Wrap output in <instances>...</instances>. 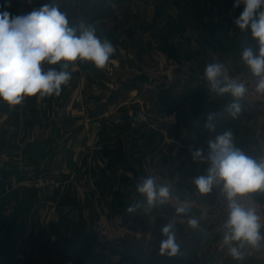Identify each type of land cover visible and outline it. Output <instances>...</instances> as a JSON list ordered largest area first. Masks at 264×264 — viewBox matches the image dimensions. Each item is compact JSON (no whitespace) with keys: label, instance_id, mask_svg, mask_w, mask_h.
<instances>
[{"label":"crops","instance_id":"1","mask_svg":"<svg viewBox=\"0 0 264 264\" xmlns=\"http://www.w3.org/2000/svg\"><path fill=\"white\" fill-rule=\"evenodd\" d=\"M239 16L234 15L233 20L225 16L224 22L221 19L219 24H208L210 30L206 29L205 34L195 38L197 43L205 45L206 50L203 51L206 55L198 60L200 65L224 61L235 69L245 68L251 73L241 58L242 53L251 48L258 55L259 44L252 37L250 28L241 31L234 24ZM68 69L62 71L71 73L74 70L72 67ZM182 71L183 78L173 85L177 102L189 88L201 87L204 97L208 96L211 88L205 70L196 72L192 66ZM64 88L63 85L62 90ZM52 97L50 101L49 96L37 94L38 111L32 124L27 122L30 113L24 100L10 106L0 99V151L7 152L13 159L11 164L0 167V264H126L123 261L125 256L140 253L150 256L154 249L152 236L140 232L135 222L141 213L148 212L150 205L146 196L137 191L134 165L118 159L121 155L118 151L123 152L122 140H112L108 136L101 139V133L88 132L87 119L69 115L67 104L58 101L55 94ZM219 97L217 94L213 96L215 99L202 102L198 115L190 114V128L181 122L177 129H173L175 120L171 131L164 133L157 148L158 171H173V180H169L167 186L171 194L169 200L200 205L204 208L202 216H205V205L197 197L179 196L190 186L184 184L186 180H193L194 171L201 168L206 171L209 167L205 159L202 162L199 159L197 163L192 151L203 149L207 155L208 141L230 131L236 148L257 160L264 157V132L259 137L264 122V105L250 109L241 107L238 116L233 118L227 111L233 102L225 99V115L224 111L220 116L214 115L215 127L209 130L205 127L209 116L206 113L212 112ZM192 102L195 101L191 100L190 105ZM255 119L258 123L256 129L251 127ZM182 132H188L191 140L181 143ZM169 141L175 145L166 149L165 144ZM182 148L188 152L184 158ZM145 153L151 155L150 150ZM255 196L264 203V190L256 191ZM130 206H136L137 214L127 211ZM99 213H105L114 222L123 221L143 241L139 245L131 242L97 245L93 219ZM188 215L190 217L177 218L183 227L186 219L197 220ZM260 232L264 235V227ZM176 239L181 242L182 237L176 236ZM246 249L247 246L243 249V259L237 263L264 264V241L257 248V255L248 256ZM84 254V262L78 263ZM225 262L216 260L207 264ZM179 264H186V261ZM197 264H200L199 258Z\"/></svg>","mask_w":264,"mask_h":264},{"label":"rangeland","instance_id":"2","mask_svg":"<svg viewBox=\"0 0 264 264\" xmlns=\"http://www.w3.org/2000/svg\"><path fill=\"white\" fill-rule=\"evenodd\" d=\"M70 1L0 0V12H12L14 17L24 16L45 4L59 7L61 3ZM9 3L10 6H8ZM233 3L234 0H123L119 5H112L115 14L120 17L126 12L129 17L127 25H131L136 30L138 37L151 42V47L144 52L143 61L139 62L130 50H121L120 58L110 59L104 69L96 71L84 69L77 64L78 60L69 63L67 68H63L69 70L68 68L72 67L74 70L71 72L70 82L64 85V90L58 96V101L67 104L65 106L69 107V115L87 119L88 132L101 133V139L108 136L112 137V140H122L123 152L118 151L121 153L118 159L123 162L130 161L134 165L133 176L138 183L142 178L149 176L156 180L157 185L168 186L169 180H173L172 170L166 173L158 171L157 148L160 146L164 133L171 131L175 120L179 118L182 123L191 121L188 111L190 108L185 105L176 109L172 108V98L176 94L173 85L178 79L183 78L182 69L193 66L196 72L205 70L206 66L200 65L201 61H198L201 56L206 55V52H203L205 45L197 43L195 38L206 33V29H209L208 24H219L221 19L224 22L225 16L233 20L234 15H240L243 4L233 8ZM260 10L264 11V8ZM112 22L113 18L105 20L108 26L112 25ZM83 30L84 28L80 27L79 34ZM209 35H212L211 31ZM214 63H225L232 70H240L253 76L245 68L235 69L224 61L216 60ZM163 73L168 74V79L162 78ZM163 90L168 91L166 104H163L158 96L160 92V98L164 97ZM214 95H217L216 92L209 90L208 96L204 97L202 102L211 98L215 99ZM48 99L51 101L53 97L49 96ZM225 99L233 102L231 95H220L219 103L214 104L211 110L213 113L208 111L206 114L220 116L224 111L223 115H225ZM202 102H192L190 107L198 108ZM239 103L241 107L250 109L241 101ZM251 127L258 128L256 119ZM189 140H191L189 133L182 132L180 142L185 143ZM104 141L102 142L105 143ZM173 144L172 141L166 142V149L171 148ZM182 149L184 158L188 152L184 151L185 148ZM149 150L151 155L147 156L145 151ZM132 154L134 155L131 156ZM197 163H199L198 160ZM194 172V178L207 174L202 168ZM186 181L184 185H190L191 188L186 187L183 194L179 196L182 198L195 196L201 204L205 205V216L197 218V227L193 228L189 225L190 219L183 222V231L186 234L193 232L205 234L200 241L201 250L198 256L200 264L216 260L226 261L225 264H239L238 260L233 259L228 253L227 246L223 244L226 231L224 225L228 218V215L223 212V207L227 203L222 193L223 182L215 185L211 192L199 194L192 180ZM254 197L256 198L255 192ZM133 213L137 214L136 211ZM140 213L138 211V214ZM110 221L127 227V235L117 242H131L139 245L143 241L123 221L114 222L111 219ZM176 242L179 243L180 240L176 239ZM247 249L248 252L245 254L248 256L259 253L257 248L247 246Z\"/></svg>","mask_w":264,"mask_h":264},{"label":"clouds","instance_id":"3","mask_svg":"<svg viewBox=\"0 0 264 264\" xmlns=\"http://www.w3.org/2000/svg\"><path fill=\"white\" fill-rule=\"evenodd\" d=\"M243 4V11L234 24L241 30H251L252 37L258 41L259 54L251 48L242 53L243 62L252 75L258 78L256 91L264 93V0H234L233 8ZM10 6V3L9 5ZM115 49L108 40H101L91 27L77 36L75 29L68 26L66 16L57 6L45 4L24 16L10 19L7 11L0 12V99L10 106L21 104L25 97L39 94L40 97L59 96L63 85H67L72 74L49 68L44 71L42 65H57L64 61V68L78 59L92 62L97 69L107 66ZM224 74V65L212 63L205 68V78L210 88L219 95L230 94L233 103L227 108L236 118L241 111L239 101L247 88L243 82L230 80ZM214 114L208 116L205 127L214 129ZM191 150V149H190ZM194 160L205 159L209 163L206 175L193 178L199 194H207L212 188L223 182L222 193L229 209L225 222L223 244L233 259H243L245 246L258 248L264 241L261 234L260 217L252 207H245L237 199L247 193L264 190V157L259 160L247 156L233 144L230 131L208 141L207 155L203 149L192 151ZM137 191L146 196L150 206L165 204L171 197L167 186L157 185L153 177L142 178ZM136 206L127 208L134 212ZM177 214L185 208L176 209ZM193 228L198 226L195 219L189 220ZM159 254L174 257L179 254L180 246L176 242L174 222L162 228Z\"/></svg>","mask_w":264,"mask_h":264},{"label":"trees","instance_id":"4","mask_svg":"<svg viewBox=\"0 0 264 264\" xmlns=\"http://www.w3.org/2000/svg\"><path fill=\"white\" fill-rule=\"evenodd\" d=\"M123 0H71L68 3H61L58 7L59 11L63 13L67 20L68 26L75 29L76 35H79V28L91 27L95 30V34L101 40H108L113 45L115 51L110 59H118L121 56V50H130L134 53L139 62L143 61L144 52L147 48L151 47L149 40H143L137 36L136 30L127 25V19L129 18L127 13H123L120 17L115 14L112 5H119ZM24 4V3H23ZM9 13L10 19L14 18V13ZM113 18L112 25L108 26L105 23L106 19ZM61 61L57 65H48L43 63L42 68L47 71L49 68H53L57 71L63 70V64ZM77 64L84 69H90L93 71L98 70L95 65L90 61H81L78 59ZM164 92V97L160 98V92L158 94L160 101L166 104V97L168 91ZM36 96L25 97L24 106L30 113V118L27 120L29 124H32L37 115ZM204 98V91L201 87L186 89L183 96L177 102L178 95H174L172 98V108L176 109L181 105L190 107V101L193 100L197 103L202 102ZM190 114L198 115L199 107H191ZM181 123L180 119L173 125V129H177ZM183 126L190 128V124L187 121H183ZM177 208L173 207L168 202L165 204L156 203L153 206H149L148 212L141 214L136 218V226L142 233H149L152 236V244L154 246L153 252L148 257L143 256L142 253L135 254L130 257H123V261L126 264H179L186 261V264H197L198 255L201 250L200 241L202 239V233H193L191 235H184L183 225L177 221L180 216H187L188 213L177 214ZM169 222H174L175 236H181L182 241L177 243L180 246V251L177 256L168 257L167 255L161 256L159 254V246L162 239H165L162 235V228ZM115 264H122L117 262Z\"/></svg>","mask_w":264,"mask_h":264},{"label":"built area","instance_id":"5","mask_svg":"<svg viewBox=\"0 0 264 264\" xmlns=\"http://www.w3.org/2000/svg\"><path fill=\"white\" fill-rule=\"evenodd\" d=\"M220 64L224 65V74L221 77L222 80L226 76L230 80L243 82L245 84L247 91L240 100L244 105L250 108L264 105V93H258L256 91V84L258 81L256 77L240 70H232L225 63ZM11 163V156L5 151H0V167H5ZM237 199L245 207H252L256 210V214L260 217V223L262 227H264V203L258 201L254 197V192L247 193ZM223 212L228 215L229 209L227 207V203L223 207ZM93 230L95 234V243L97 245H107L113 241L117 242L127 235L126 225H122L121 223H112L109 217L104 213H99L94 217Z\"/></svg>","mask_w":264,"mask_h":264},{"label":"water","instance_id":"6","mask_svg":"<svg viewBox=\"0 0 264 264\" xmlns=\"http://www.w3.org/2000/svg\"><path fill=\"white\" fill-rule=\"evenodd\" d=\"M161 76L164 80L168 79L167 73H163ZM54 113L55 114L57 113L55 109H54ZM263 132H264V122H262L260 126L259 137L262 136ZM168 203L171 204L175 208H180V207L185 208L186 209L185 212L192 215L195 218H200L204 212L203 207L196 206L195 204L190 205V204H182V203H173L170 200H168ZM113 243H116V241L110 242L109 244H113ZM84 258H85V254L80 259H78V263H83Z\"/></svg>","mask_w":264,"mask_h":264}]
</instances>
